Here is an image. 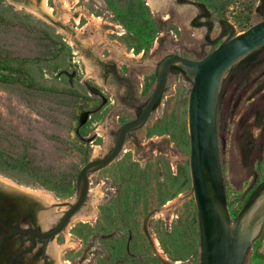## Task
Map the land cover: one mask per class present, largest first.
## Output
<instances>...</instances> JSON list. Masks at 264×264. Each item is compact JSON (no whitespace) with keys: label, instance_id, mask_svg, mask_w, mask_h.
Returning <instances> with one entry per match:
<instances>
[{"label":"rangeland","instance_id":"obj_1","mask_svg":"<svg viewBox=\"0 0 264 264\" xmlns=\"http://www.w3.org/2000/svg\"><path fill=\"white\" fill-rule=\"evenodd\" d=\"M31 2L0 0V62L12 68L0 73L13 77L0 80V180L50 195L36 194L46 200L37 207L40 219L49 217L43 228L74 202L81 166L110 145V135L99 141L97 126L113 131L135 115L164 56L201 58L262 19L255 12L260 0H48L50 12ZM203 9L210 30L196 26L207 19L195 20ZM219 19L231 33L222 34ZM101 62L118 81L103 77ZM190 88L184 73L171 72L152 122L127 138L109 171L89 176V205L47 249L54 264H201ZM216 128L233 219L264 178V63L228 80ZM245 264H264V238Z\"/></svg>","mask_w":264,"mask_h":264},{"label":"water","instance_id":"obj_2","mask_svg":"<svg viewBox=\"0 0 264 264\" xmlns=\"http://www.w3.org/2000/svg\"><path fill=\"white\" fill-rule=\"evenodd\" d=\"M263 48L264 18L243 31L232 33L201 58L179 54L164 56L156 67V85L139 114L120 125L105 157H93L78 170L76 198L63 211L56 226L48 233L16 229L8 234L21 231L31 233L33 239L35 235L48 239L61 232L70 220L74 223L89 205V176L109 171L125 154L126 133L144 124L131 132L130 137L152 122L171 86V72L176 71H170L171 66L177 65L191 81L187 103L189 170L199 217L201 264H245L248 254L264 238V178L232 219L226 202V176L221 169V142L216 128L221 100L218 107L217 103L219 91L221 94L228 82L222 85L227 71L248 54ZM0 192L22 195L45 204L38 196L14 189L1 180Z\"/></svg>","mask_w":264,"mask_h":264},{"label":"flooded vegetation","instance_id":"obj_3","mask_svg":"<svg viewBox=\"0 0 264 264\" xmlns=\"http://www.w3.org/2000/svg\"><path fill=\"white\" fill-rule=\"evenodd\" d=\"M101 69L103 77L108 78L109 76H113L118 81L116 70L109 66V64L101 62ZM104 100L105 99L103 98L101 105ZM142 105L137 108V111L133 117H136L139 114ZM79 122L84 123L83 118H79ZM119 127L112 131L109 130L107 126H105L104 122L97 126L96 129L98 131L97 134L100 142L103 141L107 135H110L112 138V141L106 152L98 157H105L108 154L114 144L115 136ZM140 127L128 131L125 135L124 142L129 137L131 132L139 129ZM41 199L44 200L43 198ZM44 201L46 202V200ZM3 205L6 206V209L3 211L9 215L11 222L7 225L0 226V240L2 238L0 242V264H54L53 257L47 251V249L50 245V242L58 233L48 239L39 237L37 235H35L33 239L31 233L29 232L14 231L11 234L8 233L16 229H28L48 233L56 226L62 217L63 211H65L67 208H60V211L62 210V212L55 220L54 224L52 226H48L47 228H43L41 219L37 215V207L42 205L41 201L27 198L22 195L0 192V206ZM3 234L8 235L3 236Z\"/></svg>","mask_w":264,"mask_h":264},{"label":"trees","instance_id":"obj_4","mask_svg":"<svg viewBox=\"0 0 264 264\" xmlns=\"http://www.w3.org/2000/svg\"><path fill=\"white\" fill-rule=\"evenodd\" d=\"M179 1H185V0H179ZM203 10H204L203 12L198 13L196 15L195 20L197 21L201 17H206L207 19L205 21H202V22L201 21L197 22L196 26L207 25V29L210 30L211 29V22L208 19L209 12L206 9H203ZM255 12L258 13L262 18H264V0H260V3L255 8ZM220 23H221V28H222V34H228V33L232 32V26L227 21H225L224 19H221ZM263 49L256 50V51L248 54L247 56L242 58L240 61H238L236 64H234L227 71V73H226L227 75H225L223 82H222V85L225 82H227L228 80L233 79V72L236 69L240 68V69L244 70V69L253 68V67L255 68V67L259 66L261 63H264L263 58L261 60H259V54L261 53V51ZM256 61H257V63H256ZM11 69L12 68L10 66H8L7 64L0 62V70H11ZM171 70H177L179 72L184 73L183 69L177 65L171 66L170 71ZM11 79H13L12 76H6V75L0 73V80L11 81ZM220 100H221V94L219 91L217 107L219 106ZM158 102L156 103V105L158 104ZM4 209H6L5 205L0 206V226L7 225L11 222L9 219V215L3 211Z\"/></svg>","mask_w":264,"mask_h":264},{"label":"bare ground","instance_id":"obj_5","mask_svg":"<svg viewBox=\"0 0 264 264\" xmlns=\"http://www.w3.org/2000/svg\"><path fill=\"white\" fill-rule=\"evenodd\" d=\"M33 1V3H35L36 4V6L37 7H40V8H42L43 9V11L45 10L46 12H50V7L48 6V0H32ZM32 2H31V4H33ZM21 5L18 3L17 4V7H20ZM128 55H131L130 53H127ZM139 55V54H138ZM3 180V179H2ZM28 189V188H27ZM34 193H36V194H38V195H40V194H42L43 196H44V198H46V199H48L49 197H50V195H48V194H45V193H41V192H39V191H34ZM40 193V194H39ZM36 194H34V195H36ZM44 201V200H43ZM45 202V201H44ZM47 205V204H46ZM41 220H42V222H47L48 220H49V217L46 215V214H43L42 216H41Z\"/></svg>","mask_w":264,"mask_h":264},{"label":"built area","instance_id":"obj_6","mask_svg":"<svg viewBox=\"0 0 264 264\" xmlns=\"http://www.w3.org/2000/svg\"><path fill=\"white\" fill-rule=\"evenodd\" d=\"M234 33H236V31H234Z\"/></svg>","mask_w":264,"mask_h":264}]
</instances>
